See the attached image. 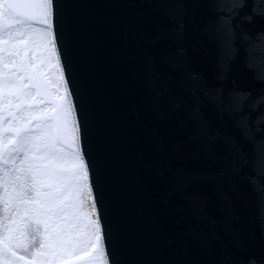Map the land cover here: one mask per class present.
I'll return each instance as SVG.
<instances>
[{"label":"water","instance_id":"water-1","mask_svg":"<svg viewBox=\"0 0 264 264\" xmlns=\"http://www.w3.org/2000/svg\"><path fill=\"white\" fill-rule=\"evenodd\" d=\"M54 5L109 264H264V0Z\"/></svg>","mask_w":264,"mask_h":264},{"label":"snow or ice","instance_id":"snow-or-ice-1","mask_svg":"<svg viewBox=\"0 0 264 264\" xmlns=\"http://www.w3.org/2000/svg\"><path fill=\"white\" fill-rule=\"evenodd\" d=\"M54 9L0 0V264H109Z\"/></svg>","mask_w":264,"mask_h":264}]
</instances>
